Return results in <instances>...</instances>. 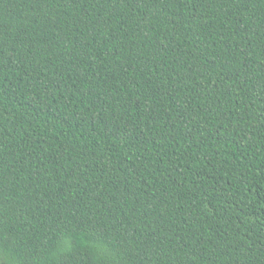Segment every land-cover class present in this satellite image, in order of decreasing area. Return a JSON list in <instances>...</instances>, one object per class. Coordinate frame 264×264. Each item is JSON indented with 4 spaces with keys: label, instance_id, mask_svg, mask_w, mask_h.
<instances>
[{
    "label": "trees",
    "instance_id": "trees-1",
    "mask_svg": "<svg viewBox=\"0 0 264 264\" xmlns=\"http://www.w3.org/2000/svg\"><path fill=\"white\" fill-rule=\"evenodd\" d=\"M0 264H264V0H0Z\"/></svg>",
    "mask_w": 264,
    "mask_h": 264
}]
</instances>
